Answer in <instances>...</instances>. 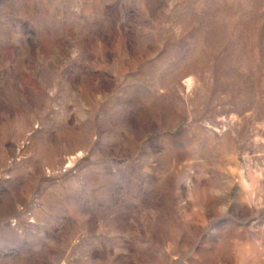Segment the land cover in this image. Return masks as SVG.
Listing matches in <instances>:
<instances>
[{
    "label": "rangeland",
    "instance_id": "rangeland-1",
    "mask_svg": "<svg viewBox=\"0 0 264 264\" xmlns=\"http://www.w3.org/2000/svg\"><path fill=\"white\" fill-rule=\"evenodd\" d=\"M0 264H264V0H0Z\"/></svg>",
    "mask_w": 264,
    "mask_h": 264
},
{
    "label": "bare ground",
    "instance_id": "bare-ground-1",
    "mask_svg": "<svg viewBox=\"0 0 264 264\" xmlns=\"http://www.w3.org/2000/svg\"><path fill=\"white\" fill-rule=\"evenodd\" d=\"M191 80L187 81V84L190 85Z\"/></svg>",
    "mask_w": 264,
    "mask_h": 264
}]
</instances>
